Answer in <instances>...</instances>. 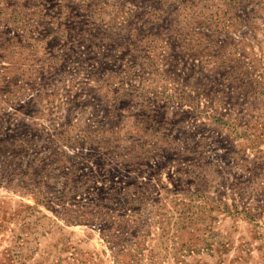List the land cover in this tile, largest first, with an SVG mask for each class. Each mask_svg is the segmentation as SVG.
<instances>
[{"label": "rangeland", "instance_id": "374dc122", "mask_svg": "<svg viewBox=\"0 0 264 264\" xmlns=\"http://www.w3.org/2000/svg\"><path fill=\"white\" fill-rule=\"evenodd\" d=\"M0 264H264V0H0Z\"/></svg>", "mask_w": 264, "mask_h": 264}, {"label": "trees", "instance_id": "16d2710c", "mask_svg": "<svg viewBox=\"0 0 264 264\" xmlns=\"http://www.w3.org/2000/svg\"><path fill=\"white\" fill-rule=\"evenodd\" d=\"M83 139H84L83 137L82 138L81 137H78V140H83Z\"/></svg>", "mask_w": 264, "mask_h": 264}]
</instances>
